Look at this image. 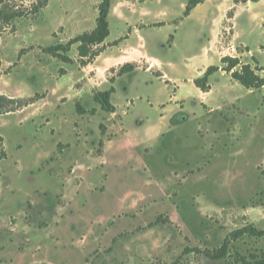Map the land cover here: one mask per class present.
<instances>
[{"label":"rangeland","instance_id":"1","mask_svg":"<svg viewBox=\"0 0 264 264\" xmlns=\"http://www.w3.org/2000/svg\"><path fill=\"white\" fill-rule=\"evenodd\" d=\"M101 2L49 0L36 19L0 23V96L34 100L0 114V264L251 261L264 238L233 242L230 260L206 251L264 230V88L221 72L203 94L195 80L226 56L264 67V0H209L188 17V0H115L109 41L130 38L107 55L120 62L44 53L92 30ZM123 62L138 70L120 77ZM112 87L115 114L94 100Z\"/></svg>","mask_w":264,"mask_h":264},{"label":"trees","instance_id":"2","mask_svg":"<svg viewBox=\"0 0 264 264\" xmlns=\"http://www.w3.org/2000/svg\"><path fill=\"white\" fill-rule=\"evenodd\" d=\"M115 0H102L98 7L99 15L96 19V25L93 30L86 31L77 37L71 39L66 44H56L47 48L43 51L45 54L59 59L65 64H74L70 56L73 48L77 46V52L79 56V63L82 67H87L94 63V61L106 52L110 47L118 46L120 43L128 39V36L120 38L114 44H106L107 39L110 36V22L109 17L111 14L112 6ZM208 0H188V4L185 10V16L188 17L191 12L196 9L199 5L204 4ZM238 1V0H234ZM258 2L259 0H253ZM49 0H35L28 6L19 5L16 2L8 0H0V23L4 26H9L18 20L24 19H36L41 12L48 6ZM131 32V31H130ZM173 39V36L170 40ZM264 49V47H263ZM253 61L256 63V67H253L249 63H243L237 57L226 56L221 59L220 66H210L202 77L195 80V85L203 93H209L211 91L210 79L211 77L220 71L226 72L231 75L233 80L243 86L245 89L250 91H258L264 88V77L259 75V72H264V67H261L258 61L254 58ZM1 67V61H0ZM135 71L133 64H126L119 72V76L132 73ZM115 80L112 79V83ZM116 92L115 88L112 87L106 91H98L94 95V100L101 106V109L107 113L114 114L117 112V108L112 103V95ZM34 100H23L13 99L7 96H0V114L11 113L17 110L28 107L33 104ZM77 113L79 115L90 114L96 115L98 110L92 109L87 111L81 104H77ZM105 126H100V131L104 135ZM104 143L100 142V147H103ZM63 144L58 145V152L62 153ZM0 160L4 159L7 154L4 150V138L0 136ZM101 151V150H100ZM101 153V152H99ZM156 220L151 226L159 223ZM253 238H264V230H260L253 225L244 227L240 230H236L230 233L222 245L214 250H207L206 255L213 260H230L232 257L231 245L233 242L242 240L245 237ZM251 261L245 256H242L238 252H234V263L233 264H264V252L261 254L250 255Z\"/></svg>","mask_w":264,"mask_h":264},{"label":"crops","instance_id":"3","mask_svg":"<svg viewBox=\"0 0 264 264\" xmlns=\"http://www.w3.org/2000/svg\"><path fill=\"white\" fill-rule=\"evenodd\" d=\"M209 1V0H208ZM207 2V1H206ZM112 12H113V6H112V10H111V14H110V16H112ZM109 22H110V17H109ZM127 26H129V24H127ZM95 28V26L93 27V29ZM92 29V30H93ZM137 30V29H136ZM131 31V32H130ZM135 31V30H134ZM132 30H131V28H129V33L130 34H132ZM110 37H111V23H110V36H109V38L107 39V41H106V44H110V45H112V44H114V42H110L109 40H110ZM123 38V37H122ZM129 38H130V35L128 36V39L127 40H129ZM119 40V39H118ZM127 40H125V41H127ZM117 41V40H116ZM115 41V42H116ZM125 41H123V42H125ZM122 42V43H123ZM121 44V43H120ZM120 44L118 45V46H113V47H110L106 52H104L100 57H102V56H104V55H106V57H108L104 62H103V64L104 65H106V64H114V63H116V62H120L121 61V59H122V57H123V55H121V56H109V55H107V54H109L110 52H113L114 50H117V49H119L120 48ZM100 57H98V58H100ZM97 58V59H98ZM124 63L125 62H123L122 63V67H123V65H124ZM128 63V62H127ZM136 70H138L137 68H135V71ZM134 71V72H135ZM221 72H223V71H220V72H218V73H220V74H222ZM133 73V72H132ZM147 73H149L148 71H147ZM163 73V72H162ZM202 73H204V72H202ZM223 73H226V72H223ZM128 74H130V73H128ZM164 74V76H165V78L164 77H161L162 79H163V81H166L165 79H166V77H167V81H170V78L168 77V75L166 74V73H163ZM227 74V73H226ZM125 75H127V74H125ZM223 75V74H222ZM123 76V75H122ZM121 77V76H120ZM195 80V79H194ZM211 84V83H210ZM212 86V85H211ZM212 88V87H211ZM202 92V91H201ZM203 93V92H202ZM115 94V93H114ZM203 94H206V93H203ZM113 96V95H112ZM113 103V102H112ZM114 105V104H113ZM115 106V105H114ZM116 108H117V106H115ZM115 114V113H114Z\"/></svg>","mask_w":264,"mask_h":264}]
</instances>
